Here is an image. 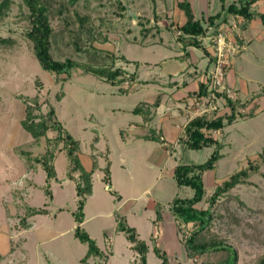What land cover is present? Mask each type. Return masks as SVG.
I'll return each instance as SVG.
<instances>
[{
	"label": "rangeland",
	"instance_id": "rangeland-1",
	"mask_svg": "<svg viewBox=\"0 0 264 264\" xmlns=\"http://www.w3.org/2000/svg\"><path fill=\"white\" fill-rule=\"evenodd\" d=\"M10 1L6 15H0V39H5L0 42V264H87L82 258L88 246L75 236L78 222L73 212L78 209V196L75 181L68 177L65 149L58 150L54 158L52 198L45 191L43 166L31 160L34 165L29 167L23 153L29 151L35 157L46 148L45 137L36 140L21 125L24 100L34 96H38L43 111L47 110L46 100L52 103L57 118L79 139L84 168L90 170L93 160L98 164L80 226L106 253L107 264H137L139 260L126 233L117 228V213L147 242V264L161 263L153 249L155 244L166 251L170 264H195L196 259L186 256L183 245L188 228L181 225L180 231L169 210L175 197H192L194 190L178 185L173 169L178 163H203L217 148L189 149L179 138L188 119L205 109L201 99L191 93L197 92L200 81L211 85L210 74L219 61L212 39L226 30H230L228 39L242 41L244 47L230 59L229 55L221 57L223 82L221 75L216 78L221 79L219 89L225 88L243 105L237 107L235 121L215 132L223 156L203 179L210 197L232 173L250 161L259 163L250 182L236 186L227 203L236 211L237 225L233 223V230L228 231L230 219H225L214 227L227 233L238 250L237 264H253L264 252V162L259 157L264 146L261 19L242 28V18L228 16L217 31L210 26L202 43L214 56L212 62L200 48L183 47L179 42L178 26L185 18L178 6L180 0H79L75 6L52 1L56 10L51 17L54 58L113 64L124 68L129 78L135 75L134 81L130 78L112 85L92 73L74 70L60 81L43 70L26 36L30 27L27 7L23 0ZM189 1L195 15L207 25L208 17L221 11L223 2L227 6L235 0ZM255 10L264 12L263 0ZM237 35L244 40L239 41ZM164 90L167 92L161 97L166 107H152L150 102ZM180 90L186 96L179 94ZM203 99L216 102V113L229 111L224 96L209 91ZM138 106L146 116L133 112ZM153 132L163 138V143L143 137ZM157 202L162 205V220L158 222ZM209 204L207 201L202 206ZM28 208H45L48 212L29 215L25 221L28 225L24 226L21 219ZM97 258L90 257L88 262Z\"/></svg>",
	"mask_w": 264,
	"mask_h": 264
},
{
	"label": "trees",
	"instance_id": "trees-1",
	"mask_svg": "<svg viewBox=\"0 0 264 264\" xmlns=\"http://www.w3.org/2000/svg\"><path fill=\"white\" fill-rule=\"evenodd\" d=\"M52 1H61L67 6H75L79 2V0H23L28 10L27 19L30 24L26 36L32 42L33 53L43 70L55 75V78L60 79V81L69 78L74 70L82 73H92L112 85H120L130 78L131 81L135 80V75L133 74L129 78V75H126L125 69L121 66H114L113 64L93 65L72 58L55 59L51 51V39L54 32L51 17L56 12L53 9ZM258 1L260 0H235L227 6L223 2L222 10L210 15L207 19V25H205L202 19L195 15L191 2L180 0L178 6L185 18L182 24L178 26L179 42L183 47L200 48L210 56V61L214 62V56L202 43V37L206 35L208 28L213 26L217 31L221 24L228 20V16L242 18V28H245L256 18H260L264 25V13L255 10ZM10 2V0L0 1L1 16L6 15ZM61 7H64V4H61ZM223 11L225 12L223 13ZM4 40L0 39V42ZM237 43L243 45L242 41ZM62 75H66L65 78H61ZM208 92V82L200 81L197 92L191 93V95L201 98L206 96ZM216 94L225 97L229 111L220 114L215 112L216 109L212 110L214 111L212 113L197 114L190 117L183 126V134L179 140L189 149H200L211 145H215L217 148L203 163H178L173 169V176L177 184L188 185L194 190L192 197H175L169 204V210L178 221L180 231H182L181 225L188 228L187 232L184 233L183 245L186 256L196 259L195 264H237L239 259L238 250L230 241L227 233L215 230L214 227L218 221H224L225 219H230L228 231L233 230L231 228L233 223L237 225L236 211L229 209L227 203L233 198V189L239 184L249 183L251 174L259 169V163L250 161L247 166L235 171L218 184L212 195L207 197L203 175L208 170H214L223 156L220 152L222 145L214 134L222 130L227 124L235 121L238 118L237 107L239 104L243 105V101L240 99L235 101L227 94L226 90L216 91ZM161 95L162 93L158 94L156 99L150 102L152 107L157 108L160 105ZM61 98V95H59V99ZM24 103L25 114L21 120L22 128L36 140L42 137L46 138V148L41 155L33 157L29 151H23L26 154L29 167L34 165L33 160L43 166L46 172L45 191L52 198L50 182L56 177L54 158L58 150L65 149L69 162L68 177L75 181L78 196V209L73 212L75 220L78 222L75 228V236L88 246L82 261L87 264H107L108 256L106 253L80 226L84 220L83 208L86 198L92 193V174L98 166L97 162L93 160L90 170L84 168L79 157L80 141L57 118L56 109L52 103L48 100L45 101L47 104L46 111L42 110L38 96L27 98ZM133 112L135 114L143 113L146 116V113L139 106L135 107ZM249 115L253 116L254 114L250 111ZM48 132H53V135L48 136ZM143 137L146 140H156L163 143V138L156 132L148 133ZM259 157L260 161L264 162V146ZM75 174H78V176H75ZM106 177L107 179L110 178L109 162L106 166ZM221 198H224V200L222 199L220 203ZM207 201L210 202L209 207H203L202 205ZM221 204L224 205L223 208ZM155 210L157 213L155 221H161L162 205L159 202L155 204ZM47 212L45 208H28L25 217L23 216L21 221L26 226L28 223H25V221L29 215ZM117 220L118 230L126 233L131 248L138 253L139 260L137 264H147L146 255L149 250L147 242L139 237L136 228L130 226L123 215L117 213ZM153 249L161 260L160 264H170V258L166 251L157 244ZM90 257L98 258L95 262L89 263L88 259ZM253 264H264V252L256 258Z\"/></svg>",
	"mask_w": 264,
	"mask_h": 264
},
{
	"label": "built area",
	"instance_id": "built-area-1",
	"mask_svg": "<svg viewBox=\"0 0 264 264\" xmlns=\"http://www.w3.org/2000/svg\"><path fill=\"white\" fill-rule=\"evenodd\" d=\"M230 30H226L225 32H220L217 37V39H212L215 44H214V47H215V55H217V59L219 60L216 64V69H215V72L212 71L210 76H211V85H209L208 87V90L215 94L216 96V91H223V90H226L225 88L224 89H219L220 88V80L219 78H216V76L218 77V75H221L222 77V82H223V70H222V67H221V57H225L227 55H229V59L230 57H232L233 55L237 54L238 51L240 50L241 47H244L243 45H240L239 43L237 42H233L232 40L228 39L229 37L227 36V33H229ZM216 59V60H217ZM208 76V78L210 77ZM209 84V82H208ZM227 94L229 95L228 91L226 90ZM230 96V95H229ZM201 99V103L204 104L205 106V109L198 113V114H203V113H206V112H209L211 110H216L217 109V104L216 102H212L210 103V101L207 103V101H205L203 99V97L200 98ZM209 105V106H206ZM209 108V109H207ZM197 115V114H196Z\"/></svg>",
	"mask_w": 264,
	"mask_h": 264
},
{
	"label": "crops",
	"instance_id": "crops-1",
	"mask_svg": "<svg viewBox=\"0 0 264 264\" xmlns=\"http://www.w3.org/2000/svg\"><path fill=\"white\" fill-rule=\"evenodd\" d=\"M262 0H260V1H258L257 3H256V5H258L259 4V2H261ZM262 13H264V12H262ZM254 20V19H253ZM252 20V21H253ZM251 21V22H252ZM250 25V24H249ZM237 38H240L239 40H244L242 37H239L238 35L236 36ZM234 38V37H233ZM190 47H193V46H190ZM196 48V47H195ZM184 88V87H183ZM184 90V89H183ZM183 90L181 91H179V94H182V96L184 97V96H186L185 94H183V93H185V92H183ZM164 92V94H162L163 95V97H164V95H165V93L167 92L166 90H164L163 91ZM163 97L161 98V103H160V106H164V107H166V104H165V102H164V99H163ZM181 97V96H180ZM163 99V100H162ZM187 99H185V101H186ZM184 101V100H183ZM182 104H186V102H182Z\"/></svg>",
	"mask_w": 264,
	"mask_h": 264
}]
</instances>
